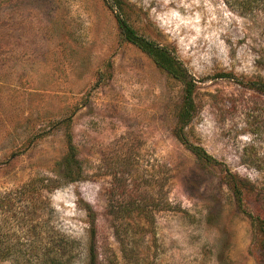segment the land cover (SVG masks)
I'll return each instance as SVG.
<instances>
[{"label": "rangeland", "instance_id": "1", "mask_svg": "<svg viewBox=\"0 0 264 264\" xmlns=\"http://www.w3.org/2000/svg\"><path fill=\"white\" fill-rule=\"evenodd\" d=\"M248 1L120 0L193 79L183 133L206 162L174 134L184 83L122 37L111 0H0V264H264V0ZM225 169L254 189L241 208Z\"/></svg>", "mask_w": 264, "mask_h": 264}, {"label": "trees", "instance_id": "2", "mask_svg": "<svg viewBox=\"0 0 264 264\" xmlns=\"http://www.w3.org/2000/svg\"><path fill=\"white\" fill-rule=\"evenodd\" d=\"M249 0L248 2H252ZM110 8L117 10L116 20L119 28V32L122 37L137 46L147 55H149L155 64L164 69L169 75L179 79L184 83L182 99L177 111V119L174 127L175 136L185 144V146L199 159L206 162H216L211 155H209L202 147L190 143L184 133V127L192 120L195 111V105L193 101V93L195 91V83L191 77H188L181 63L178 62L174 56L170 54V51L157 43L147 40L137 33V31L127 22L123 15V7L120 0H111ZM113 9V10H114ZM74 147L68 148V162L76 165V159L74 155ZM223 180L226 182L233 196L235 197L238 206L241 208L242 201L246 196L254 192L253 187L244 179H241L238 175L232 173L228 169L224 170ZM246 212V211H244ZM249 214L248 212H246ZM252 222L259 225L262 239L260 246L264 250V221L254 215H249ZM92 249V248H91ZM93 251V249H92ZM93 264V262H91Z\"/></svg>", "mask_w": 264, "mask_h": 264}]
</instances>
